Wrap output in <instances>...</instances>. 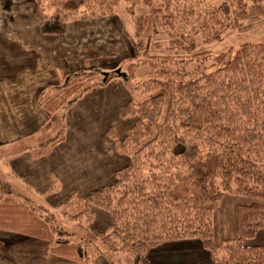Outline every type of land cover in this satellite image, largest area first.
<instances>
[{"label": "trees", "instance_id": "16d2710c", "mask_svg": "<svg viewBox=\"0 0 264 264\" xmlns=\"http://www.w3.org/2000/svg\"><path fill=\"white\" fill-rule=\"evenodd\" d=\"M154 1L142 0L148 13L135 21V39L130 37L135 60L127 66L130 79L139 67L149 69L137 98L118 111L121 119H132V126L121 139L108 130L116 150L129 162L115 171L110 184L82 198L72 196L56 208L78 223L90 222L94 208L108 212L112 230L93 233L121 255L116 264H150L151 249L189 239L200 241L212 264H264V245L244 244L264 230V41L213 56L195 52L194 39L199 32L209 44L226 31L239 30L243 21L264 15V0H215L206 9H179L175 0L154 6ZM33 2L41 18L40 33L57 40L72 22L120 14V0ZM190 17L197 28L187 34ZM159 30L168 33L170 51L191 55L148 56L149 42L144 44L141 37L149 39ZM192 64L196 66L191 69ZM99 75L94 69L62 74L41 93L38 103L47 128ZM64 138L62 134L30 149V157L49 155ZM56 187L53 178L50 188ZM224 194L252 201L236 207V234L217 245L211 215ZM53 214L0 184V230L45 241L47 254L95 264L100 252L93 241L70 240Z\"/></svg>", "mask_w": 264, "mask_h": 264}, {"label": "crops", "instance_id": "0c3cea01", "mask_svg": "<svg viewBox=\"0 0 264 264\" xmlns=\"http://www.w3.org/2000/svg\"><path fill=\"white\" fill-rule=\"evenodd\" d=\"M87 22L89 21L72 22L68 32L60 40L41 34L38 29L39 37L28 35L25 40L28 41V47L24 49L20 47L19 37H16L14 42L3 44L5 35L0 33V184L8 185L10 177V180L17 183L29 196L38 192L44 194L50 187L51 180L55 178L60 190L66 186L64 189L69 191L70 198L72 196L82 198L89 192L110 184L108 182L111 181L109 180L111 175L113 179L115 171L110 169L107 157L111 152L116 156L113 153V144L109 147L104 144L96 153L92 152L91 157L88 155L83 160H80L77 153L78 159H71L62 154L61 146L65 144L66 137L49 155L38 159L30 157V149L34 147L18 149L19 145L26 144L45 127V124L40 127V124L46 121V117L38 99L44 88L48 89L57 84L59 75L85 69H104L115 73L118 63L124 60L122 58L115 62V58L109 56L111 54L106 40H103L105 46L102 48L100 47L102 44L95 42L93 33L96 25H92L89 33L82 30V26ZM6 36L10 38L9 35ZM104 83L103 89L111 88L108 100L116 103L115 111L118 114L120 106L125 103L116 102L120 94L122 96V91H115L112 88L117 86L115 79L109 82L106 80ZM94 92L83 93L73 105L64 106L53 118L66 107L69 110L73 109L74 115L78 116L85 111L92 113L94 103L90 108H87L88 105L82 107L81 100L85 96H93ZM115 118L116 115H113V119ZM114 121L108 123L106 132L108 140L109 129L117 136L113 126H110ZM130 126L131 123L126 125V128ZM126 128L124 127L122 133L125 134L128 129ZM91 140L93 139H87L82 143ZM11 192L21 199L29 200L21 196L22 192L16 193L13 190ZM46 249L47 244L43 240L0 230V264H82L47 254ZM147 257L150 264H212L208 252L197 239L163 243L151 249ZM110 262L111 259L103 257L101 253L95 259V264Z\"/></svg>", "mask_w": 264, "mask_h": 264}, {"label": "rangeland", "instance_id": "374dc122", "mask_svg": "<svg viewBox=\"0 0 264 264\" xmlns=\"http://www.w3.org/2000/svg\"><path fill=\"white\" fill-rule=\"evenodd\" d=\"M175 2L179 6V9H182V6L184 5L206 9L216 3L215 0H175ZM160 4L161 0L153 2L154 6H159ZM118 9L120 13L118 15L90 20L85 25L81 24V26L83 25L82 30L88 33L90 32L92 25H96L93 33L95 42L97 44H102V46H100L102 48L104 45L103 40H106L109 44V47H107L108 51L111 54L109 56L114 57L115 62H119L120 59L124 58L123 61L118 63L115 73H112L111 70L98 69L97 72L100 74L99 80L87 86L85 94L92 93L93 91L95 92L93 96H85V98L81 100V105L82 107L83 105H88L87 108H90L92 103H94L95 106L93 112L88 113L85 111L82 115L78 116L74 115L73 109L69 110L68 107H66L52 119L50 128H47L46 121L44 120L40 124V127L44 124L45 127L40 132H37L33 138L26 142V144L19 145L18 149H24L26 146L31 148L39 147L64 134L67 140L65 144H62L61 146L63 149L62 154L71 159H78L77 154H79L80 160H83L88 155L91 157L92 152L96 153L104 144L106 147L113 144L114 147L112 149L116 156H113L112 152L107 156L110 169L114 172L128 164L129 158L120 154L116 150V140L111 137H109L110 139L108 140L106 132L109 127L108 123L115 120L110 126H113V129L118 136H115L116 139H121L124 134L122 133L124 132L123 130H125L124 127L126 128V125L130 123L132 126L133 121L130 118L121 119L118 116L115 111L117 109L115 105L116 103H111L110 100H108V93L111 88L103 89L102 87H104V82L106 80L109 82V80L113 81L115 79L117 80V86L112 88H114L115 91H122V96L120 94V97L119 99L117 98L118 101L116 102L126 103L132 98H137V95L141 90V83L147 78L149 69L146 66L139 67L136 70V77L130 79L129 71L127 72V66L135 61L130 37L135 39V21L139 17L145 16L148 13V7L142 4V0H139L138 2L133 0H120ZM171 11H173V7ZM40 22V14L33 0H0V33L2 32L5 35L3 37L5 38L3 44L8 42L11 43L12 41L14 42L16 37H19L21 49L27 48L28 41L25 40L28 35L38 36ZM188 23V26L185 27L187 34L191 28H197V23L194 17H190ZM6 35H9L10 38ZM200 37L199 32L194 36L197 43V49L195 52L208 51L213 56L228 51L234 53L244 43H257L264 41V15L243 21L239 30L226 31L222 34L221 39L216 42L204 44ZM52 39H54V37H52ZM141 39L144 44L149 42L147 54L151 57L171 55L174 57H188L191 55L180 51H170L168 49L170 37L168 33L160 30L158 34L151 35L149 39L146 35L142 36ZM35 43L37 44V42ZM126 57L130 59H126ZM142 57L143 54H141L139 59H142ZM211 61L212 60L209 59L206 64L208 65ZM195 66V64H192L191 69L195 68ZM111 85L113 86L114 82H112ZM46 89L44 88L41 92ZM113 115H116L117 118L113 119ZM131 126L127 127L128 129L126 128L127 130L125 131V134ZM87 139L93 140L88 143H82ZM111 177H109V180L111 181L108 183L113 182L114 177L113 179ZM8 180L10 183L5 185L9 186L11 190L16 193L22 192L21 196L28 198L36 206H43L54 213L53 215L55 216L56 223L66 231L70 240L77 241L79 238L91 239L93 240L94 246L103 257L111 259L112 263L116 264V262H118V257H121V255L112 253L93 233V231L108 233L112 230V220L108 212L100 208H94L92 220L90 222H86L85 220H82L80 223L74 222L70 220L69 215L63 214L62 209L56 208L57 205L65 204L70 199L71 195L69 191L64 189L66 186L62 187L60 190V186L57 183L56 188L51 189L49 187L44 194L38 192L37 194L32 193L28 196L17 183L10 180V177H8ZM251 201V198L230 194H224L222 196L218 206L213 210L211 215L212 237L215 244L221 245L227 239L235 236L236 207L240 204L249 203ZM253 243L257 245L264 244V230L259 231L253 241L246 240L244 242V244Z\"/></svg>", "mask_w": 264, "mask_h": 264}]
</instances>
